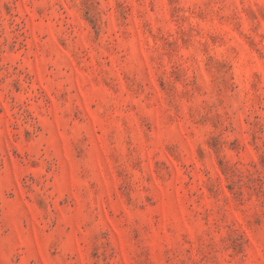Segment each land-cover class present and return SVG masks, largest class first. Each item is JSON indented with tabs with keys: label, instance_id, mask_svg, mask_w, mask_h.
Returning a JSON list of instances; mask_svg holds the SVG:
<instances>
[{
	"label": "rangeland",
	"instance_id": "374dc122",
	"mask_svg": "<svg viewBox=\"0 0 264 264\" xmlns=\"http://www.w3.org/2000/svg\"><path fill=\"white\" fill-rule=\"evenodd\" d=\"M0 264H264V0H0Z\"/></svg>",
	"mask_w": 264,
	"mask_h": 264
}]
</instances>
